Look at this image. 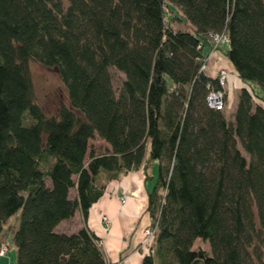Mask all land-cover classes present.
<instances>
[{
	"label": "trees",
	"instance_id": "1",
	"mask_svg": "<svg viewBox=\"0 0 264 264\" xmlns=\"http://www.w3.org/2000/svg\"><path fill=\"white\" fill-rule=\"evenodd\" d=\"M217 49L243 83L228 116L207 72ZM31 60L66 89L54 114L34 100ZM153 163L140 264H264V0H0V244L20 209L16 264H115L89 209ZM76 210L83 225L59 231Z\"/></svg>",
	"mask_w": 264,
	"mask_h": 264
},
{
	"label": "crops",
	"instance_id": "2",
	"mask_svg": "<svg viewBox=\"0 0 264 264\" xmlns=\"http://www.w3.org/2000/svg\"><path fill=\"white\" fill-rule=\"evenodd\" d=\"M207 72L215 76L221 68L229 72L226 91L233 83L236 87L235 102L238 91L243 86L237 77L235 69L223 51L213 50L208 56ZM155 163L144 169L140 167L105 183V190L101 197L91 206L87 217V225L99 237V245L105 259L115 264H140L144 254V247L140 244L142 229L150 222L145 211L147 195L154 182ZM148 174V177L146 176ZM119 196L125 197L122 202ZM107 216L110 223L103 222ZM83 225L79 210L68 219L61 221L56 227L62 232H72ZM15 250V248H14Z\"/></svg>",
	"mask_w": 264,
	"mask_h": 264
},
{
	"label": "rangeland",
	"instance_id": "3",
	"mask_svg": "<svg viewBox=\"0 0 264 264\" xmlns=\"http://www.w3.org/2000/svg\"><path fill=\"white\" fill-rule=\"evenodd\" d=\"M175 28H185V23H182L178 20L173 22ZM208 67V66H207ZM29 69L32 78L33 84V97L34 100L41 106L47 114H54L57 112L58 108L62 104H67L68 96L66 89L61 81L59 73L56 68L48 67L41 64L38 61L31 60L29 61ZM113 73V83L115 86H118L122 78L124 77L123 73L116 69H112ZM227 78L225 84L228 83L229 72H227ZM226 87V86H225ZM237 87L231 83L229 86V93L226 91L227 95V106L224 110L225 114L228 116L232 113L235 106V93ZM92 145L98 148H103L104 143L98 138L92 140ZM246 155V153L243 151ZM156 169V165L154 167ZM100 180L102 177L99 178ZM151 187L153 186L152 184ZM150 187V188H151ZM74 195V189L71 190V196ZM21 210L19 209L15 214L10 216L4 227H3V242H8V251L5 256H0V264H16L15 262V250L14 244L11 239L12 228H15L18 224ZM104 222V221H103ZM150 223V222H149ZM149 223L147 225H149ZM193 247L195 249L201 248L210 252V246L207 241L200 239L195 240Z\"/></svg>",
	"mask_w": 264,
	"mask_h": 264
},
{
	"label": "built area",
	"instance_id": "4",
	"mask_svg": "<svg viewBox=\"0 0 264 264\" xmlns=\"http://www.w3.org/2000/svg\"><path fill=\"white\" fill-rule=\"evenodd\" d=\"M224 39V38H223ZM220 40H222V38L216 34L213 36V42L217 43ZM204 68V65L202 67V69ZM228 71L224 68H221L217 71L216 73V77L218 79L219 84L224 87L225 86V82H226V78H227V73ZM207 103L209 106L217 108V109H223L225 106V91L224 89H212L208 92L207 94ZM120 200L122 202L125 201V197L123 196H119ZM102 220L104 221L105 224H109L110 223V219L107 216H103ZM154 227L151 224V222L149 223V225H146L143 227L142 229V239L140 244L144 247H147L153 237H154ZM8 251V243L3 242L0 244V256H5L6 252Z\"/></svg>",
	"mask_w": 264,
	"mask_h": 264
}]
</instances>
